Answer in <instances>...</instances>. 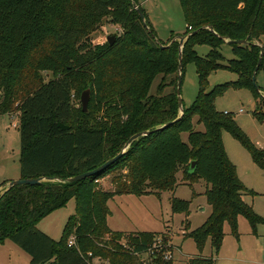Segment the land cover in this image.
Wrapping results in <instances>:
<instances>
[{"label": "trees", "instance_id": "16d2710c", "mask_svg": "<svg viewBox=\"0 0 264 264\" xmlns=\"http://www.w3.org/2000/svg\"><path fill=\"white\" fill-rule=\"evenodd\" d=\"M179 2L187 23L184 35L196 32L184 45L183 77L186 64L195 63L199 92L179 121L158 129L180 116L177 85L166 94L162 82L157 94L151 93L159 75H174L178 83L180 44L158 40L139 0H0V115L19 116L21 179L55 180L0 194V244L11 241L30 256V264H93L94 259L108 264H174L166 255L165 233L112 230L109 202L122 195L160 197L174 192L180 173L192 189L201 180L207 183L205 194L212 208L201 227L185 233L200 253L187 264H215L213 256L202 253L208 239L214 253H219L226 223L236 236L241 216L254 232L264 224L245 201L247 195L257 194L241 181L223 132L240 142L263 170L264 150L232 113L216 108V100L227 91L247 89L260 100L256 115L264 119V112L259 113L264 106L262 90L253 81L261 52L257 44L264 37V0ZM106 21L121 29L114 43L107 39L93 43V34ZM219 36L248 39L251 44L229 43L235 58L226 64L221 52L225 41ZM199 45H208L210 52L198 55ZM219 70L238 78L210 90L209 77ZM44 73H52L53 78L45 82ZM87 89L91 100L85 113L81 96ZM195 118L204 131L195 129ZM155 129L101 173L67 182L116 157L132 136ZM119 170L125 173L115 177L116 189L101 188L100 180ZM73 198L76 213L68 218L59 240L38 229L42 219ZM190 205L191 201L171 200L174 214L189 216ZM151 251L154 254L146 263L142 257Z\"/></svg>", "mask_w": 264, "mask_h": 264}, {"label": "rangeland", "instance_id": "374dc122", "mask_svg": "<svg viewBox=\"0 0 264 264\" xmlns=\"http://www.w3.org/2000/svg\"><path fill=\"white\" fill-rule=\"evenodd\" d=\"M144 1L143 9L156 31L158 40L167 45L170 40L173 41L176 37L185 36L187 23L179 0L178 2H172L171 0H139L141 7ZM120 31L119 26H112L106 21L93 34V43L97 44ZM259 44L264 48V38ZM210 50L211 48L208 45L196 47L197 54L202 57L206 56ZM221 52L225 57L224 63L226 64L235 58L231 45L227 43L222 45ZM52 78V73L43 74L45 82ZM237 78L238 76L233 72L227 70L216 71L209 77V89L211 90L220 84L234 82ZM162 82L165 84L164 93L174 92L177 78L175 79L174 75L167 77L159 75L152 86L151 93L157 94L158 87ZM256 84L263 93L264 67L258 72ZM198 92L197 68L195 63L190 62L185 66L181 86L184 108L189 109L194 104ZM262 95L264 97V94ZM259 101L247 89H231L216 100V108L221 112L232 113L237 124L248 134L254 144L259 149L264 150V119L260 120L259 116L256 115ZM261 112H264V106L260 109L259 113ZM18 122V114L0 115V194L3 192L1 190L3 184L21 179V141L17 129ZM193 124L196 130H205L202 124H198L197 118L193 120ZM182 139L187 143L188 133L182 134ZM223 141L230 160L237 166L241 181L249 191L257 194L247 195L245 197L246 203L251 205L254 211L264 219V170L255 164L250 153L229 132H223ZM122 172L125 173L124 170H119L105 177L100 180L99 185L107 191L115 190V177ZM178 183L179 185L174 192H163L160 197L155 195L142 197L122 195L115 197L114 200L109 202L111 210V216L108 218L109 227L114 231L124 233L144 231L165 233L169 241L167 256L173 258L174 264H187L190 258L200 253L192 239L184 238L185 233L201 227L211 215L212 208L208 204L205 194L208 188L205 181H199L192 189L187 183L183 182V175L180 173ZM194 193H196V196H194ZM172 198L191 201L189 216L184 213L174 214L172 212ZM75 213L76 199L73 198L65 207L55 210L42 219L37 227L43 232L48 231L53 238L59 240L63 235L68 218ZM187 223L190 224L188 230H186ZM224 233L225 236L219 253H214L211 240L208 239L202 253L203 256H213L215 264H264V224L258 225L254 232L248 220L241 216L238 221L239 236L233 234L228 223L224 226ZM10 245L18 248L13 243ZM22 253L27 259L30 258L27 253ZM142 258L146 263L150 260L149 255H144ZM93 264H101V262L93 260Z\"/></svg>", "mask_w": 264, "mask_h": 264}, {"label": "water", "instance_id": "95a60500", "mask_svg": "<svg viewBox=\"0 0 264 264\" xmlns=\"http://www.w3.org/2000/svg\"><path fill=\"white\" fill-rule=\"evenodd\" d=\"M136 9H137V11H138L141 19L146 24V19H145L144 14L142 13V11L137 6H136ZM208 29L210 31L214 32L210 27H208ZM195 33H190L187 36L176 37L171 42V43H173L175 41H179V44H180L179 67H178V83H177V97H178V106H179L180 116L175 121L170 122V123L166 124L165 126H163L161 128H158V129L166 128V127L174 124L175 122L179 121L183 117V115H184L183 100H182V97H181V86H182L183 69H184V64H183V49H184V45H185L186 41L188 40V38L191 35L195 34ZM116 37H117V34L110 35V36L107 37V41L110 44H113L114 41H115V39H116ZM219 38H221L227 44H229V43L230 44H238V45H249V44H251L248 39L232 41L230 39L223 38L221 36H219ZM257 45L260 47L261 52H260V58H259L258 65H257L256 70H255V73L253 75V81L255 82V85L256 86H257V84H256L257 73H258V71L260 69V66L262 65V61H263V57H264V48H263V46H261L259 44H257ZM162 47L164 48L165 46H162ZM90 100H91V90L90 89H87V90H85L83 92V94L81 96L82 109H83V112H85V113L88 112V107H89V104H90ZM158 129H155L153 131H147V132H144V133H138V134L132 136L129 139V141L127 142V144L125 145L124 149L116 157H114L113 159L109 160L107 163H105L103 166L99 167L98 169H96L94 171H91V172H87V173H83V174L77 175L75 177H72V178L68 179L67 182L68 183L80 182V181H83V180H85V179H87V178H89L91 176H94L96 174L101 173L102 171H104L105 169H107L109 166H111L112 164L116 163L119 159H121L125 155V153L127 152V150L130 148V146L132 145L133 142H135L136 140H138L141 137L149 136L150 134H152L153 132L157 131ZM195 165H196V163L194 162L192 164V167L191 168L194 169L195 168ZM46 181H55V180L54 179H50V178H44V177H42V178H38V179H20V180L8 182V183H6L5 185H3L1 187V190L3 191L1 193V197L6 192L10 191L13 187H16V186H29V185L35 186V185H40V184H42L43 182H46ZM57 181L64 182L62 180H57Z\"/></svg>", "mask_w": 264, "mask_h": 264}, {"label": "crops", "instance_id": "0c3cea01", "mask_svg": "<svg viewBox=\"0 0 264 264\" xmlns=\"http://www.w3.org/2000/svg\"><path fill=\"white\" fill-rule=\"evenodd\" d=\"M171 1L172 2H178V0H171ZM144 4H145V1L143 2L142 7L144 6ZM263 38H262V40H263ZM262 94H264V92ZM45 233L53 238V236L48 231ZM53 239H55V238H53ZM9 242H11V241L7 240V241H5L4 244H0V264H30L31 259L30 258L27 259V257H25V255H23L22 252H24V251L22 249H20L19 247H18L19 248L18 249L17 247L11 246L10 244L12 242L11 243H9ZM28 257H30V256H28ZM94 260H98L99 262H101V264L106 263V262L104 263V261L100 260V259H94Z\"/></svg>", "mask_w": 264, "mask_h": 264}, {"label": "built area", "instance_id": "2783aa9c", "mask_svg": "<svg viewBox=\"0 0 264 264\" xmlns=\"http://www.w3.org/2000/svg\"><path fill=\"white\" fill-rule=\"evenodd\" d=\"M73 245V239H71L70 240V242H69V246H72ZM154 254V251H151V253L150 254H148V255H153ZM166 255H167V253H166ZM167 258H172V257H169V256H167Z\"/></svg>", "mask_w": 264, "mask_h": 264}]
</instances>
